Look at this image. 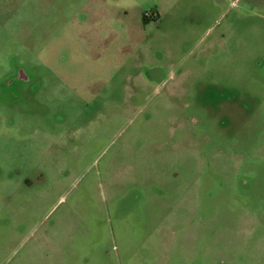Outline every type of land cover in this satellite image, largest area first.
I'll return each mask as SVG.
<instances>
[{"label": "rangeland", "instance_id": "374dc122", "mask_svg": "<svg viewBox=\"0 0 264 264\" xmlns=\"http://www.w3.org/2000/svg\"><path fill=\"white\" fill-rule=\"evenodd\" d=\"M0 264H264V0H0Z\"/></svg>", "mask_w": 264, "mask_h": 264}, {"label": "flooded vegetation", "instance_id": "af4514ba", "mask_svg": "<svg viewBox=\"0 0 264 264\" xmlns=\"http://www.w3.org/2000/svg\"><path fill=\"white\" fill-rule=\"evenodd\" d=\"M18 79H20L21 81L26 79L23 72L18 75Z\"/></svg>", "mask_w": 264, "mask_h": 264}]
</instances>
